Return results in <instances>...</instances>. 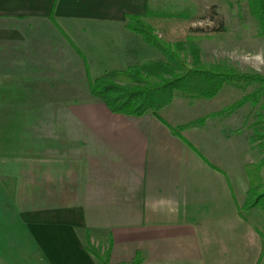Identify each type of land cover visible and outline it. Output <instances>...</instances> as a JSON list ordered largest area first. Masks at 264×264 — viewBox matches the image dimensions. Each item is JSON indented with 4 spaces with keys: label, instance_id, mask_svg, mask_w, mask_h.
Masks as SVG:
<instances>
[{
    "label": "crops",
    "instance_id": "0c3cea01",
    "mask_svg": "<svg viewBox=\"0 0 264 264\" xmlns=\"http://www.w3.org/2000/svg\"><path fill=\"white\" fill-rule=\"evenodd\" d=\"M52 2L0 0V227L14 212L36 264H97L87 231L111 240L109 264L137 251L141 264H260L262 240L237 212L250 145L215 114L228 104L200 113L214 97H175L160 119L90 93V79L158 58L124 26L151 0H58L54 20ZM10 243L0 232V253Z\"/></svg>",
    "mask_w": 264,
    "mask_h": 264
},
{
    "label": "trees",
    "instance_id": "16d2710c",
    "mask_svg": "<svg viewBox=\"0 0 264 264\" xmlns=\"http://www.w3.org/2000/svg\"><path fill=\"white\" fill-rule=\"evenodd\" d=\"M57 1L53 0L51 5L52 20ZM250 3L264 40V0H250ZM190 17L191 12L187 8L172 12L148 7L143 13L127 14L125 28L141 36L146 44L161 53L162 58L149 59L124 69L106 71L89 80L90 93L114 113L136 117L153 113L162 119L158 111L169 105L175 97L190 100L211 99L225 84L241 88L252 83L264 84V74L261 73H242L206 65L202 60L199 42L211 33L191 29L187 24ZM241 103L243 102L234 103L215 114L230 112ZM202 121L203 118H199L188 125ZM167 125L175 135L205 159L196 147L181 135L185 125ZM213 167L223 172L216 166ZM244 171L249 187L243 205H237V212L240 217L248 219L247 214L254 209L264 214V155L245 163ZM255 230L264 248V233L258 227H255ZM111 247V240H108L107 246L103 248L101 244H93L89 232H86L84 249L96 259L97 264H109ZM142 261L143 255L137 251L128 264H141Z\"/></svg>",
    "mask_w": 264,
    "mask_h": 264
},
{
    "label": "rangeland",
    "instance_id": "374dc122",
    "mask_svg": "<svg viewBox=\"0 0 264 264\" xmlns=\"http://www.w3.org/2000/svg\"><path fill=\"white\" fill-rule=\"evenodd\" d=\"M151 8L172 12L186 8L190 10L188 26L193 30L211 33L199 42L202 60L206 65L220 66L223 70L232 69L242 73H258L237 59L244 53L254 54L264 49L260 24L253 14L250 0H151ZM156 52L158 58H162L161 53L157 50ZM240 101L243 103L230 111V116H233L230 118L234 119L236 133L237 130L240 132L244 147L250 145V160L254 161L264 155L263 83H252L243 88L225 84L212 101L201 104L202 110L199 111L201 113L219 110L227 104L230 106ZM193 113L195 112H184L182 117L192 116ZM247 215L254 229L258 227L264 233V214L254 209ZM11 222L13 225L11 228L6 226L4 230V227H0V232L3 231L7 238H11L9 244L11 248L8 250L6 248L4 253H0V264H16L20 258L25 264H36L35 245L26 241L22 227L13 224L14 212L11 213ZM91 242L95 245L101 244L102 248L107 246V238L93 239ZM260 264H264V255Z\"/></svg>",
    "mask_w": 264,
    "mask_h": 264
},
{
    "label": "clouds",
    "instance_id": "9594fccd",
    "mask_svg": "<svg viewBox=\"0 0 264 264\" xmlns=\"http://www.w3.org/2000/svg\"><path fill=\"white\" fill-rule=\"evenodd\" d=\"M230 59L232 57H229ZM243 64L249 65L254 71L264 73V49L256 53H244L237 57Z\"/></svg>",
    "mask_w": 264,
    "mask_h": 264
}]
</instances>
